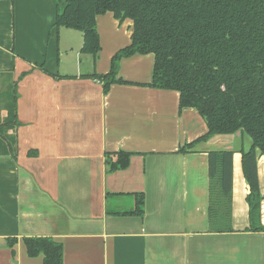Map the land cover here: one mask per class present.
Segmentation results:
<instances>
[{"label": "crops", "instance_id": "obj_1", "mask_svg": "<svg viewBox=\"0 0 264 264\" xmlns=\"http://www.w3.org/2000/svg\"><path fill=\"white\" fill-rule=\"evenodd\" d=\"M56 14L57 0H0V84L17 83L20 122L17 159L0 155V264H43L24 244L41 237L63 246L64 264H264V232L248 231L242 151L251 143L216 135L180 153L208 127L195 108L180 109L179 92L142 86L154 55L122 59L118 77L129 84L107 94L86 78L110 72L133 22L98 16L94 60L81 32L55 26ZM219 150L233 151V231L224 233L209 219L208 152ZM120 151L133 154L130 165L109 173L106 153ZM134 194L145 196L144 217L115 215L135 208Z\"/></svg>", "mask_w": 264, "mask_h": 264}, {"label": "trees", "instance_id": "obj_2", "mask_svg": "<svg viewBox=\"0 0 264 264\" xmlns=\"http://www.w3.org/2000/svg\"><path fill=\"white\" fill-rule=\"evenodd\" d=\"M113 13L133 22L132 42L112 59L106 75L87 76L102 83L127 85L120 62L136 54L154 55L152 82L144 87L177 91L180 109L195 108L208 131L179 152L189 153L216 135H246L251 148L242 151V167L250 193V232H264L257 153L264 155V0H57L55 26L83 34L82 52L96 60L101 51L97 17ZM60 78H67L58 76ZM7 116L0 119V155L17 159V83L0 95ZM13 132V133H10ZM132 153H106L109 173L129 167ZM209 219L213 232H232L233 151L208 152ZM135 208L115 215H145L144 194H134ZM17 239H7L13 248ZM31 258L64 264L63 246L51 238H25Z\"/></svg>", "mask_w": 264, "mask_h": 264}, {"label": "rangeland", "instance_id": "obj_3", "mask_svg": "<svg viewBox=\"0 0 264 264\" xmlns=\"http://www.w3.org/2000/svg\"><path fill=\"white\" fill-rule=\"evenodd\" d=\"M10 83H11V82H7V84H10ZM7 84H6V83H5V84H3V83L0 84V95L3 94V93L6 91ZM2 109L5 110V108H4V103H3V102H0V111H1ZM237 136H240V133L234 135L233 137H237ZM245 138L248 140V142L251 143V140H250V138H249L248 136L245 135Z\"/></svg>", "mask_w": 264, "mask_h": 264}]
</instances>
